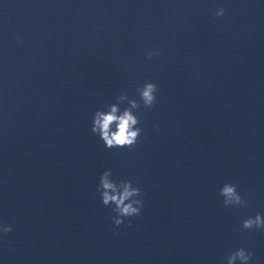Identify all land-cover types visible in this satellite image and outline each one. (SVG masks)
I'll return each instance as SVG.
<instances>
[{
	"label": "clouds",
	"instance_id": "clouds-1",
	"mask_svg": "<svg viewBox=\"0 0 264 264\" xmlns=\"http://www.w3.org/2000/svg\"><path fill=\"white\" fill-rule=\"evenodd\" d=\"M226 13L224 7L215 10V17H223ZM18 44H23V38L16 37ZM160 54L159 49L148 51L146 59L151 60ZM139 95V100L130 99L126 92L116 96V103L105 106L106 110L97 109L92 116L91 132L97 135L107 149L125 148L129 151L134 150L142 134L140 118L135 114L141 107L154 108L157 102L159 88L154 82H145L135 89ZM127 102V107L121 110L120 105ZM159 131V125H156ZM97 192L104 207L110 208L115 215L111 217L112 223L119 228L125 224L132 225L134 217L141 215L144 206V193L142 189L134 184L132 180L114 179L111 169L102 172L97 185ZM219 195L223 198L222 203L225 208L247 207L249 200L243 197L233 183H224ZM242 227L246 230H264V215L256 213L254 216L242 220ZM13 231L11 224H0V233L7 234ZM118 235V233H114ZM254 256V252L244 247L237 248L225 257L226 264H249Z\"/></svg>",
	"mask_w": 264,
	"mask_h": 264
}]
</instances>
